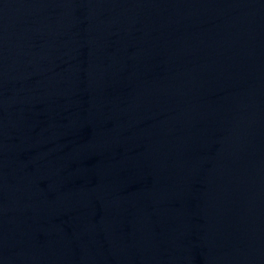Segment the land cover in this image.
<instances>
[{
  "label": "water",
  "instance_id": "95a60500",
  "mask_svg": "<svg viewBox=\"0 0 264 264\" xmlns=\"http://www.w3.org/2000/svg\"><path fill=\"white\" fill-rule=\"evenodd\" d=\"M252 11H264V0H0V58L171 21Z\"/></svg>",
  "mask_w": 264,
  "mask_h": 264
}]
</instances>
